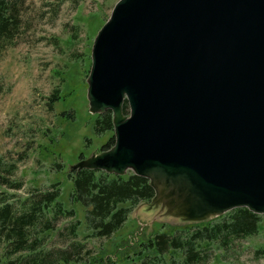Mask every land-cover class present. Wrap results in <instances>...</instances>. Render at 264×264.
Instances as JSON below:
<instances>
[{
    "label": "water",
    "instance_id": "water-1",
    "mask_svg": "<svg viewBox=\"0 0 264 264\" xmlns=\"http://www.w3.org/2000/svg\"><path fill=\"white\" fill-rule=\"evenodd\" d=\"M85 83L113 144L71 167L142 176L185 222L264 214V0H116Z\"/></svg>",
    "mask_w": 264,
    "mask_h": 264
},
{
    "label": "rangeland",
    "instance_id": "rangeland-1",
    "mask_svg": "<svg viewBox=\"0 0 264 264\" xmlns=\"http://www.w3.org/2000/svg\"><path fill=\"white\" fill-rule=\"evenodd\" d=\"M115 2L22 0L18 34L12 45L0 50V156L15 165L13 177L22 182L19 190L9 191L22 197L58 182V199L73 209L74 218L62 219L56 227L73 219L79 222L77 239L89 249L85 262L89 264L99 263L92 261L99 257L128 262L135 257L138 243L162 225L190 223L161 208L159 202H138L118 230L109 237L94 238L88 236L85 206L70 201L71 180L66 172L79 155L99 152L112 133L97 134L92 129L94 116L88 111L85 79L93 37ZM55 89L59 100L50 108L48 97ZM47 245L61 242L53 237ZM212 264H264V218L255 234L237 239Z\"/></svg>",
    "mask_w": 264,
    "mask_h": 264
},
{
    "label": "trees",
    "instance_id": "trees-1",
    "mask_svg": "<svg viewBox=\"0 0 264 264\" xmlns=\"http://www.w3.org/2000/svg\"><path fill=\"white\" fill-rule=\"evenodd\" d=\"M21 5L22 0H0V50L12 45L18 34ZM59 95L55 89L48 97L50 108L59 100ZM121 111L128 112L126 100ZM93 116L94 132H112L110 110ZM112 144L111 133L100 151ZM14 170L15 165L6 163L0 156V264H89L91 261L85 263L89 249L85 248L84 241L77 239L79 222L73 219L56 227L60 220L74 218L73 209L65 208L58 199V182L49 183L45 190L34 188L18 197L9 191L22 186L13 177ZM66 176L71 180L70 201L85 206L88 236L94 238L109 237L126 220L131 206L149 201L154 194L146 178L131 172L113 175L70 167ZM262 218L264 214L237 207L204 221L162 225L138 243L135 257L128 262L126 259L114 261L112 257L92 261H98L97 264H212L213 259L224 257L237 239L255 234ZM53 237L61 245L48 246Z\"/></svg>",
    "mask_w": 264,
    "mask_h": 264
}]
</instances>
